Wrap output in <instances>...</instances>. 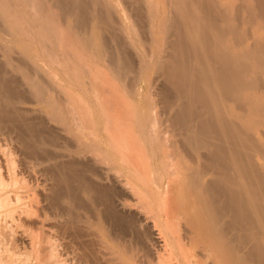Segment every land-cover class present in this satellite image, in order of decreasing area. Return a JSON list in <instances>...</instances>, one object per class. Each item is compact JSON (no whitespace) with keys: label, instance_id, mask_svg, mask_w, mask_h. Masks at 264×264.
Here are the masks:
<instances>
[{"label":"bare ground","instance_id":"6f19581e","mask_svg":"<svg viewBox=\"0 0 264 264\" xmlns=\"http://www.w3.org/2000/svg\"><path fill=\"white\" fill-rule=\"evenodd\" d=\"M126 1L172 132L68 58L67 18L126 72ZM0 264H264V0H0Z\"/></svg>","mask_w":264,"mask_h":264},{"label":"rangeland","instance_id":"374dc122","mask_svg":"<svg viewBox=\"0 0 264 264\" xmlns=\"http://www.w3.org/2000/svg\"><path fill=\"white\" fill-rule=\"evenodd\" d=\"M127 2L128 1L123 2V4L119 3V6L121 4V8H124V11L126 12H124L123 14L121 11L118 13L116 12V14L114 13L115 17L117 16V19L114 18L115 25H118L117 21H119V23L123 21L122 22L124 23L123 26L125 25L124 29H127L128 27L126 25L130 22V20L129 22H127V19H129L130 15L135 16V17L130 16L131 23L130 25H128L130 30L132 29L131 26L136 27L137 25L136 30H133L135 29V27L132 29L133 34L132 33L130 34L131 31H129V29L124 30L123 32L124 34L120 33L125 36L124 43L127 44V45L123 44V47L125 48L126 46H128L126 49L129 48L128 53H129V59L131 62H130L129 69L126 72L117 73V71H115L113 68L114 66L116 68V62L122 56V50L120 48H117V46H115L116 44H114L115 41L113 39L110 38V41L108 42L109 45L107 44L108 46H105L103 49L104 50L103 54L100 56L98 55L99 57L96 58V56L94 57L92 53H90V50H86L78 46V45L82 46L80 43L78 44V40L80 42V38H81V36L79 35H84L87 30L86 29L83 30L82 28L80 29V31L75 30V29L73 31L70 27L72 25L69 21V18H67L66 20L68 21L65 22L66 26L69 28V29L67 28L69 30V32L67 31V35L69 37L68 46H70V47L67 46L68 47L67 48L68 58L70 59V61H73L74 65L82 67L85 73L82 80H84V82L86 83H90V84L92 83L93 85L92 88L97 89V91L103 96L125 94L123 89L126 90L127 88L131 90H135V91L140 90L141 92H145L147 90L149 97H147L145 109L149 112V114L153 116V119L156 121V125H158L159 128L162 130H167L169 133L175 129L174 123L172 121L173 109L168 106H165V104L163 103V100H162L163 93H162L161 87L164 85V78H163V75L160 73V71L157 70V68L153 64L154 61L159 59V56L160 57L164 56L169 51L168 46L166 47L167 43L164 44L165 42H167V40L165 39L166 37L164 38L161 37L163 34L160 35L161 33L159 32V30L157 31V28L154 29V31L156 30L155 32L153 30L151 32L148 29V27L150 26L147 27L146 26L147 23H145V22L150 23L148 18H145L143 22V26L145 25L147 27L146 28L144 26L146 31L143 26H140L139 24H137L138 23L137 17L136 15L132 14V7L131 8L129 7L131 6V3H127ZM124 3H127V4H124ZM126 6H128L129 8ZM127 15H129L128 18H127ZM135 22L136 24H134ZM132 23L134 24V26ZM125 31L126 32L129 31L127 35L125 34ZM99 32L102 36L109 38V33L106 32V30L103 32L101 30L99 31L97 30L95 31V34H93L94 40H97V38H100L101 35L99 34ZM73 33H74V36H73ZM96 33L98 34L99 37L98 36L96 37L97 35ZM69 34L71 36H69ZM132 35H133V38L129 39L131 37H128V36H132ZM72 36H73V39L70 40V37L72 38ZM74 37H76V41L74 40L75 39ZM157 37L159 38V41ZM168 37L167 39H169ZM133 39L135 41H133ZM139 39L141 43L138 41ZM130 40L132 41L130 42ZM152 40H154L153 43H152ZM132 42H134L135 44ZM157 49L158 50L160 49V50L158 51ZM112 52L115 54L114 63L110 61ZM117 65L121 66L120 61L118 62ZM76 75H78V73ZM71 78L72 79L74 78V80L68 78V82H69L68 84H70L69 85L70 90L72 89L71 88L72 85L75 84V81L78 80L73 75L71 76ZM70 81L71 82L73 81L72 84ZM241 112L243 113V115H246V116L249 114L245 107L241 109ZM173 133H175L174 138L180 137L176 135V132H173Z\"/></svg>","mask_w":264,"mask_h":264}]
</instances>
